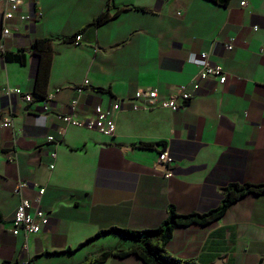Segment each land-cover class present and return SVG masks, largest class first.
<instances>
[{
	"label": "crops",
	"instance_id": "1",
	"mask_svg": "<svg viewBox=\"0 0 264 264\" xmlns=\"http://www.w3.org/2000/svg\"><path fill=\"white\" fill-rule=\"evenodd\" d=\"M4 11L0 1V264H81L135 244L117 233L95 238L101 231L156 229L170 208L205 214L222 205L230 186L264 184V0L225 7L209 0H23L20 14L32 20L9 22L7 37ZM104 12L115 15L95 25ZM75 34L79 41L65 40ZM36 39L52 40L42 76ZM203 52L223 67L226 82L207 80L178 112L133 111L128 103L113 137L56 118L71 113L77 98L73 115L85 118L140 89L165 96L191 82ZM6 86L53 100L46 111L38 98L6 97ZM163 149L174 159L169 178L158 163ZM21 181L32 185L22 193L31 201L46 189L34 205L50 216L27 243L10 231ZM166 249L197 264H264V193L239 198L206 225L177 227ZM91 264L144 263L129 255Z\"/></svg>",
	"mask_w": 264,
	"mask_h": 264
},
{
	"label": "built area",
	"instance_id": "2",
	"mask_svg": "<svg viewBox=\"0 0 264 264\" xmlns=\"http://www.w3.org/2000/svg\"><path fill=\"white\" fill-rule=\"evenodd\" d=\"M5 4V11L2 18L3 36H9V22L15 18H19L22 21L32 20L29 15H21L20 10L23 4V0H0ZM41 15V13H38ZM78 35L75 41H79ZM225 48L228 51L233 49L232 44H226ZM195 61L198 65V72L195 77L188 84L178 86L172 90L169 94L161 96L156 88H145L138 90L134 96L130 99H122L113 103L110 107L105 108L102 105H98L93 113L85 118L75 117L74 111L78 107L79 98L74 100L70 104L71 113L56 114V118L63 122L65 126H73L77 128H83L91 131H97L98 133L113 137L116 133V117L117 114L130 103L133 111L141 110H153L156 108L169 110L172 112H178L182 110L185 105L194 98L196 91L199 90L204 82L213 78L223 85L226 82V73L221 65L213 64L210 59L209 53H200ZM89 82L86 80L84 86L78 87V95H82L84 87L88 86ZM6 97L17 96L22 101L31 104L37 99L32 93L25 92L21 88H13L6 86L3 89ZM53 100V94H48L43 101L44 110L49 109V104ZM2 126L5 128L12 126V118L10 115H6L2 119ZM48 142H54L53 137L47 138ZM56 152L51 154V157L55 159ZM158 163L166 167L164 176L169 178L173 175L171 167L174 164V159L170 155L168 150H162L158 155ZM50 169H54V164L50 165ZM32 185L26 181H21L17 184L15 193L19 196L20 202L11 221L10 231L12 235H22L27 243L28 238L31 235L39 234L50 224V216L46 211L40 207H36L34 203L39 202L41 196L44 195L46 189L39 187L38 197L36 200L31 201L22 196L24 190L30 188ZM36 187V185H34Z\"/></svg>",
	"mask_w": 264,
	"mask_h": 264
},
{
	"label": "trees",
	"instance_id": "3",
	"mask_svg": "<svg viewBox=\"0 0 264 264\" xmlns=\"http://www.w3.org/2000/svg\"><path fill=\"white\" fill-rule=\"evenodd\" d=\"M220 6H227L230 0H209ZM115 15V14H114ZM114 15L109 12L102 13L95 21V25H101L102 23L110 20ZM78 35L71 36L66 41H73ZM51 45L50 39H36L32 45L33 52L41 58V64L39 69V75L42 76L45 72H48L51 57ZM7 61L18 60L23 62L20 55L5 54ZM47 60L46 65L44 64ZM39 76V77H40ZM39 81V80H38ZM39 100H45L46 94L40 92H34ZM142 148L154 149L155 144L143 143ZM165 150V149H163ZM260 195L264 193V184H245V185H232L225 191V199L222 205L215 210H212L205 214H189L179 215L173 208L169 209V216L161 226L156 229L133 231L119 228H111L109 230L99 232L95 238L101 237L109 233H117L125 238H129L135 242L134 245L128 248H113L103 252L97 258H86L81 264H91L94 262H103L110 257L125 258L129 255L137 256L144 264H197L193 261H182L171 256L166 247L170 239L172 238L173 231L177 227H187L191 225H206L216 219L220 218L227 208L237 201L239 198L247 194Z\"/></svg>",
	"mask_w": 264,
	"mask_h": 264
},
{
	"label": "water",
	"instance_id": "4",
	"mask_svg": "<svg viewBox=\"0 0 264 264\" xmlns=\"http://www.w3.org/2000/svg\"><path fill=\"white\" fill-rule=\"evenodd\" d=\"M216 264H221V262H218V263H216Z\"/></svg>",
	"mask_w": 264,
	"mask_h": 264
}]
</instances>
